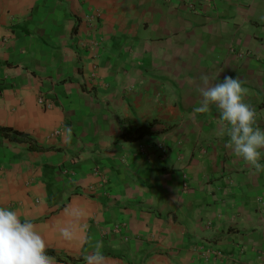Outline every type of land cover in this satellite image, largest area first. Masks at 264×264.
Masks as SVG:
<instances>
[{"label": "crops", "instance_id": "1", "mask_svg": "<svg viewBox=\"0 0 264 264\" xmlns=\"http://www.w3.org/2000/svg\"><path fill=\"white\" fill-rule=\"evenodd\" d=\"M203 76L264 129V0H0V126L42 148L0 138V206L52 264H264V172L194 111Z\"/></svg>", "mask_w": 264, "mask_h": 264}, {"label": "clouds", "instance_id": "2", "mask_svg": "<svg viewBox=\"0 0 264 264\" xmlns=\"http://www.w3.org/2000/svg\"><path fill=\"white\" fill-rule=\"evenodd\" d=\"M203 86L196 89L200 100L194 108L196 113H207L215 106L224 132L227 147L235 157L255 169L264 172L261 163L264 155V129L256 126V113L245 102L247 89L239 78L225 76L222 82L211 84L208 76L201 77ZM61 236L70 240V228L60 230ZM101 242L84 257L85 264H105ZM0 264H52L47 253V243L37 226L28 219L22 220L11 208L0 206Z\"/></svg>", "mask_w": 264, "mask_h": 264}, {"label": "trees", "instance_id": "3", "mask_svg": "<svg viewBox=\"0 0 264 264\" xmlns=\"http://www.w3.org/2000/svg\"><path fill=\"white\" fill-rule=\"evenodd\" d=\"M140 134L144 135L142 131L140 132ZM0 138L7 139L10 142H14V143H27L32 150H42V148L36 146L31 139L26 137L21 132L14 130L12 128L0 126ZM47 253L49 256L56 259L57 261L66 260V258H62L61 256H58L57 253L51 249H47Z\"/></svg>", "mask_w": 264, "mask_h": 264}, {"label": "built area", "instance_id": "4", "mask_svg": "<svg viewBox=\"0 0 264 264\" xmlns=\"http://www.w3.org/2000/svg\"><path fill=\"white\" fill-rule=\"evenodd\" d=\"M41 103H43V101H41ZM48 107H51V105H48Z\"/></svg>", "mask_w": 264, "mask_h": 264}]
</instances>
